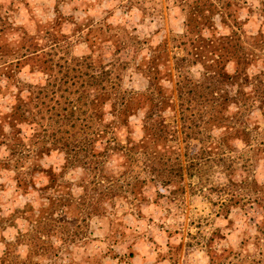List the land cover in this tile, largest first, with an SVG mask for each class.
Returning a JSON list of instances; mask_svg holds the SVG:
<instances>
[{
  "label": "rangeland",
  "instance_id": "374dc122",
  "mask_svg": "<svg viewBox=\"0 0 264 264\" xmlns=\"http://www.w3.org/2000/svg\"><path fill=\"white\" fill-rule=\"evenodd\" d=\"M196 1L234 14L242 36L264 32V0H0V264H264V222L249 200V186L264 184V104L240 111L225 99L211 115L205 98L183 102L181 113L169 91L173 79L195 81L203 71L187 59L170 69L173 57L190 55L184 23ZM213 18L215 29L202 34L230 32ZM162 41L171 102L145 126L147 79L137 64ZM258 54L250 73L264 71V44ZM23 108L14 134L12 117ZM219 112L223 124L215 125ZM226 124L239 134L217 149ZM143 137L154 142L158 169L174 175L173 161L186 164L166 191L143 157L123 154L128 139ZM105 138L119 148L90 156ZM68 148L78 159H67ZM125 176L146 179L138 200L121 191L95 212L96 189L127 186ZM57 199L69 203L51 221L47 202ZM41 208L48 229L40 236Z\"/></svg>",
  "mask_w": 264,
  "mask_h": 264
},
{
  "label": "trees",
  "instance_id": "16d2710c",
  "mask_svg": "<svg viewBox=\"0 0 264 264\" xmlns=\"http://www.w3.org/2000/svg\"><path fill=\"white\" fill-rule=\"evenodd\" d=\"M12 1L14 0H10V2ZM197 3L198 2L196 1V4H193L191 7H189L190 10L184 23L186 26V33L191 42V47L189 48L190 52H188V54L191 56H172L173 61L170 69L173 70L177 67H180L181 63L187 59V61L190 60L191 62L201 63L203 71L201 73L200 79L195 81H191L187 76L183 75L181 78L173 79L171 83L172 89L170 88L169 91H175L178 111H181V113L184 111L182 110L183 108H181L183 106V102H192V100H198L199 103L201 102L200 100L205 98L207 100H211L212 102L211 115H213L212 113H216L218 111L217 110L215 112V105L219 103L222 104L225 99H227L226 102H228V105L233 104L236 107L238 106L240 111L248 108L252 109L255 105L257 108L262 109L264 104V71L258 70L257 72L250 73L247 71L248 66L246 64H248V62L250 63L251 60H257L259 57L258 52L262 50V45L264 44V32L259 30L257 34H248V36H242V22L236 16H234V14L231 12H226L223 9H215L212 4H208L207 2L204 4ZM216 14L220 17V21H223V23L227 24V26L231 28L230 32L227 34H216L215 32H212L209 35L202 34L201 30L204 27L209 30L210 28L215 29L213 17ZM228 15L232 17L231 20L227 18ZM166 49V41H162L154 46H151L147 56L142 58L137 64V68L143 72V76H145L147 79V92H145V95L146 101L148 103L147 105H149V107L147 108L143 119V125L145 126H147L148 123L158 122L164 106L171 102L170 95H166L165 97L162 90L164 87L162 84V79H165L166 76L169 77V68L165 63L168 61V58L166 57ZM229 62L234 63L233 69L231 71H227L226 69V65ZM231 91L234 93L231 94ZM127 102L128 101L126 100V102L121 104L122 106L118 108L120 110L115 108L114 111L124 110L126 108ZM214 115L217 117L214 120L215 125L223 124L222 120H224V117L221 112ZM24 116L25 109L23 108L16 116L12 117L13 123L10 124L11 130H13L12 133L16 134L18 129H14V124L22 120ZM226 117L229 119L230 117H234V114H227ZM226 125V133L218 136L215 142L214 146L217 147V149L218 146H222L223 149H230L232 147L230 140L236 138V135L239 132H236L237 130H229L228 127L232 126H230V124ZM144 139L145 137H143L139 143L128 139V145L125 144V146L122 148L123 154L127 156L130 154H136L139 157H143L144 164L147 166V172L151 173L150 178L153 180L154 184L158 186V189L160 188L161 190L166 191L167 187L174 185L176 180H174L173 177L177 175L178 180L181 178V170L184 167L186 169V164L182 166L179 159H177L176 162L173 161L172 165L177 166V169H175L176 174L174 175H169L166 173V171L158 169L160 160L158 157H155L156 150L152 149L154 142L152 144V142L146 141ZM65 143L67 145L66 148L70 146L69 142ZM91 143L92 141L90 142V145ZM101 145L102 147L100 150L94 152V154L89 151L88 155L91 153L90 156L92 157H98V155L103 156L107 151H115L120 146L119 143L114 140V138H105V140L101 142ZM74 146L75 144L73 143V147ZM67 153V159H69V161L78 159L74 152L71 154L69 153V148L67 149ZM86 157H88L87 154ZM220 157L218 156L216 158V156H214V159H216L215 161L218 162L220 159H225V156H223V158L222 156ZM97 162L96 164H101L100 160H97ZM187 165H193V163ZM125 178V183H127V186L118 184L117 182H112L110 186L105 187V184H103L102 187L96 189L98 190V198L92 202L95 212L100 213L104 209L102 201L105 196L117 195L116 193H122L121 191L131 192L133 197L138 200V197L136 196L141 195V187L143 188V185L146 183V179L138 178L137 176H125ZM104 179V177H99L97 180L103 182ZM231 181L232 180H229L230 183ZM246 186L249 185L246 184ZM95 187L96 186L93 188L95 189ZM249 187L252 188L251 192L254 193L253 198L249 197V200H251L252 203H254L260 210L255 213L254 216L261 217V220L264 222V184H260L259 186H255L254 184V187ZM171 189L170 192H172ZM85 194L78 197L80 198L81 202H86ZM68 203V200L66 203L64 200L60 199H57L55 202L48 201V206L51 205L50 212H47V214L50 215V220L52 221V219H54L51 216L52 210L57 209L59 205L62 206ZM45 210V208H41L39 210L40 214H37L38 220H35V224L37 223V229L35 232L40 236L44 235L48 229L47 222L41 220L45 218V216H43ZM41 221L42 223L40 225L39 222Z\"/></svg>",
  "mask_w": 264,
  "mask_h": 264
}]
</instances>
